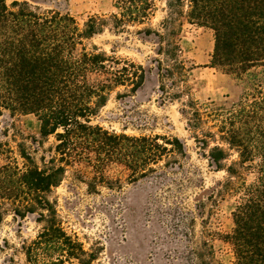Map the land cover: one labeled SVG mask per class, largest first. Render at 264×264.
Instances as JSON below:
<instances>
[{
  "label": "trees",
  "instance_id": "obj_1",
  "mask_svg": "<svg viewBox=\"0 0 264 264\" xmlns=\"http://www.w3.org/2000/svg\"><path fill=\"white\" fill-rule=\"evenodd\" d=\"M165 3L163 31L143 30L157 37V53L172 61L161 69L157 60L160 81L175 74L183 81L188 73L177 39L181 17L212 30V67L237 79L248 75L252 81L244 96L229 107L199 102L186 93L182 111L209 161L216 170L227 172L218 193L238 195L233 227L225 236L234 252L231 264H264V86L251 72L264 66V0ZM113 6L111 13L89 15L79 25L69 13L41 10L26 0H0V114L33 115L40 123V135L56 140L55 155L41 158V165L24 148L18 150L21 166L10 156V148L2 149L9 154L0 165V220L8 211L19 218L30 214L36 215L40 226L33 239L21 244L26 264H92L97 259L95 250H86L76 235L66 232L56 199L50 197L68 166H88L93 175L87 186L96 190L101 184L112 187L106 172L113 164L135 181L156 173L161 161L169 166L185 155L184 143L177 137L118 133L94 122L113 91L124 87L135 93L147 73L141 64L108 55L95 45L87 48L85 41L108 26L119 32L144 24L154 14L156 0H116ZM160 88L163 91V83ZM232 153L236 157L226 165ZM246 173L253 175L251 181ZM192 251L197 264H214L209 240L202 239Z\"/></svg>",
  "mask_w": 264,
  "mask_h": 264
},
{
  "label": "rangeland",
  "instance_id": "obj_2",
  "mask_svg": "<svg viewBox=\"0 0 264 264\" xmlns=\"http://www.w3.org/2000/svg\"><path fill=\"white\" fill-rule=\"evenodd\" d=\"M26 1L41 10L69 13L82 25L89 15L114 11L116 0ZM166 10L165 0H156V10L144 24L130 25L119 32L108 26L85 41L88 49L95 45L108 55L141 64L147 70L145 82L135 93L124 87L113 91L94 122L118 133L177 137L185 148V155L177 156L175 164L164 166L165 160L161 161L156 173L135 181L128 179L125 169L113 164L106 172L112 181L111 188L101 184L96 190H89L91 169L83 163L67 167L62 182L50 197L56 199L66 232L76 235L86 250L96 251L97 259L92 264H197L192 249L204 238L213 246L214 264L234 261L232 246L225 236L233 227L232 211L238 195L218 193L227 172L216 170L207 152L196 143L187 125L188 115L182 109L186 93L199 102L214 101L229 107L244 96L252 81L248 75L237 79L212 67V30L190 24L185 17L180 18L182 25L177 39L181 57L189 68L187 76L183 81L176 74L160 81L157 60L162 62L161 69L171 66L172 61L157 53V37L147 36L143 30L150 27L162 32ZM251 72L264 86V66ZM172 93L181 97L175 98ZM39 128L40 123L33 115L12 116L6 111L0 114V165L7 162L9 153L2 150L7 148L20 166L23 161L18 154L20 147L38 165L42 164L41 158L54 156V136L42 137ZM235 157L232 153L224 163L229 164ZM245 178L251 181L253 175L246 173ZM35 217L29 214L19 218L9 211L3 213L0 264H26L21 244L36 236L40 226ZM206 230H211L212 235L206 236Z\"/></svg>",
  "mask_w": 264,
  "mask_h": 264
}]
</instances>
